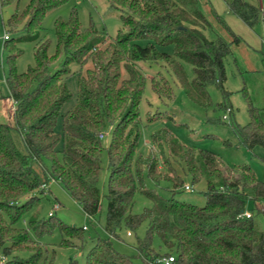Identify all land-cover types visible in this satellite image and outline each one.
Segmentation results:
<instances>
[{
  "label": "trees",
  "instance_id": "obj_1",
  "mask_svg": "<svg viewBox=\"0 0 264 264\" xmlns=\"http://www.w3.org/2000/svg\"><path fill=\"white\" fill-rule=\"evenodd\" d=\"M67 1L31 0L22 13L18 8L20 0H0V6L16 7L7 21V31H23L27 39L34 40L47 14ZM107 1L110 8L122 13L123 30L116 37L96 29L92 23L82 28L74 11L68 21L56 20V52L49 54V39L36 44L35 67L23 73L15 64L16 46L5 40L10 51L6 83L15 103V127L0 123V247L7 255H29L6 264L45 261L46 252L33 235L41 239L56 229L62 235L60 248L85 251L91 245L86 264H134L131 257L115 250L112 240L119 238L123 226L131 233L145 222L146 235L138 238L137 244L138 257L145 264L169 257L174 258L171 264H264V231L256 228L254 214L250 219H238L249 203L264 214V181L251 167L231 165L213 151L188 146L166 127L151 135L153 144L162 151L161 158L137 154L142 138L140 105L147 88V77L138 63H166L190 101L208 108L212 105L210 85L226 94V60L241 38L207 0ZM225 1L230 12L250 27L263 17L261 5L246 0ZM213 21L226 35L210 40L205 32L213 30ZM166 47L173 48L171 54L162 51ZM89 61L93 67L85 74H77V102L63 116L60 134L55 131L58 119L73 97L65 79L72 75V66L83 68ZM182 62L192 66L193 79H188ZM123 70L128 78L123 79ZM151 88L158 97L173 99V89L164 76L153 78ZM218 107L229 109L226 100ZM249 112L250 121L243 126L233 124V131L248 150L264 148V121L252 104ZM208 121L226 122L222 118ZM111 126V140L105 147L100 137ZM13 129L22 135L27 153L16 147ZM62 142L63 150L59 151ZM105 157L108 182L103 192ZM160 162L165 166L162 171ZM34 164L42 168L44 179ZM205 172L209 176L203 193L205 206L165 198L146 185L149 178L169 182L173 191H179L185 176H191L195 184L201 182ZM49 181L61 183L91 221H99L105 199L107 212L102 228L106 236L88 243L87 226H69L55 216L32 220L28 229L18 227L25 215L39 205L38 194ZM138 195L151 205L134 213ZM157 240L159 248L165 247L166 252L155 248ZM68 264L78 263L73 260Z\"/></svg>",
  "mask_w": 264,
  "mask_h": 264
},
{
  "label": "rangeland",
  "instance_id": "obj_2",
  "mask_svg": "<svg viewBox=\"0 0 264 264\" xmlns=\"http://www.w3.org/2000/svg\"><path fill=\"white\" fill-rule=\"evenodd\" d=\"M31 0H20L19 13L28 6ZM212 4L217 13L226 21L228 26L236 35L241 38V43L234 46L233 54L226 60V82L224 90L221 91L216 85H210L208 92L211 97L212 105L208 108L199 106L186 96L184 89L177 79L176 75L168 68L164 62H139L144 75L147 77V88L143 101L140 105L142 138L137 154L156 155L161 158L162 151L157 148L151 135L163 127L170 128L177 138L183 143L197 149L213 151L231 165H246L251 167L258 178L264 181V148L256 147L248 150L240 144L239 139L233 131V124L246 125L250 121V104L258 109L261 119L264 121V14L261 21L254 27L245 24L240 18L232 14L225 0H207ZM247 2L264 7V0H246ZM16 7L11 6L2 8L0 6V123H7L15 127L14 112L15 103L11 100L10 92L6 83L10 71V61L8 56L10 51L7 44L16 46L17 57L15 64L20 73L27 71L28 68L35 67V47L36 44L42 45L48 39L50 40L49 54L56 52L57 38L55 23L57 19L68 21L71 15L76 11L82 28H88L91 23L98 30H105L107 35L116 37L121 30L122 13L120 10L112 9L107 0H68L57 9L50 11L43 21V28L34 35L33 39H27L25 32H8L7 21L15 12ZM213 30L205 32L210 40H214L217 35H226L221 26L213 21ZM9 34L11 40L6 44L5 34ZM145 45V42L141 43ZM172 47L163 48L162 51L172 53ZM64 57L59 61L62 63ZM184 71L189 80L193 79V68L186 62H182ZM92 62L89 61L83 68L77 65L71 67L72 75L65 79L72 99L65 105L61 116L58 119L55 131L63 133V116L75 106L78 98V75L85 74L87 69L92 68ZM164 76L173 89V99L158 97L151 88L153 78ZM128 78L127 71L123 70V79ZM226 100V110L220 109L218 104ZM230 110V112H228ZM227 115V120L223 118ZM226 121L225 124L209 123L208 120ZM112 126L106 128L101 141L107 147L111 140ZM13 140L16 147L22 153H27L23 137L16 129L12 130ZM58 150H63V142L58 146ZM167 150V147H166ZM62 159V154H59ZM107 159L103 162L101 173V189L103 192L107 189L108 173ZM160 171L165 169L162 162L159 163ZM45 165L50 168L51 163L46 160ZM35 169L44 179L42 168L34 164ZM185 184L179 191H173L172 184L161 181L154 182L146 178V185L157 191L165 198L174 197L177 200L189 202L197 206H205L206 198L203 193L207 190L208 174L205 172L200 183H193L191 176H185ZM219 184V181L216 182ZM190 187L187 190L186 187ZM39 205L31 212L25 215L18 227H29L32 220L48 219L55 216V219L69 226L82 227L87 226L86 231L88 243H92L95 237L106 236L102 226L106 221L107 201H102V210L99 215V221H91L86 215L79 203H77L61 183L49 181L43 186ZM151 205L146 198L138 195L134 213H141L145 207ZM248 210L254 214L255 226L258 230L264 231V214L255 210L254 204L249 203ZM148 224L143 223L136 231H130L125 226L119 231V238H113L112 243L115 250L125 256L133 259L134 264H145L138 257L137 244L138 238L143 239L146 235ZM98 232V233H96ZM34 239L41 242L42 249L45 250V261L39 264H68L76 260L78 264H86V257L91 249V245L85 251L79 248H60L59 244L62 235L59 230H55L51 235H46L41 239ZM160 242H155V248L166 252V248H159ZM0 247V259L4 264L8 261L26 258L28 254L13 252L7 255Z\"/></svg>",
  "mask_w": 264,
  "mask_h": 264
},
{
  "label": "built area",
  "instance_id": "obj_3",
  "mask_svg": "<svg viewBox=\"0 0 264 264\" xmlns=\"http://www.w3.org/2000/svg\"><path fill=\"white\" fill-rule=\"evenodd\" d=\"M9 38H10L9 34L6 33L4 35V39L8 40ZM228 112H230V110H228ZM223 118L227 120L228 116L224 115ZM186 189L190 190V187L187 186ZM263 213H264V208H263ZM252 216H253V213L251 211L247 210L244 213L240 214L238 216V219H242V220L243 219H250V218H252ZM84 229H87V227L84 226ZM128 235H131V233H128ZM173 262H174V258L173 257H169V258H162L160 260H157L155 262V264H171ZM0 264H4L3 259H0Z\"/></svg>",
  "mask_w": 264,
  "mask_h": 264
},
{
  "label": "crops",
  "instance_id": "obj_4",
  "mask_svg": "<svg viewBox=\"0 0 264 264\" xmlns=\"http://www.w3.org/2000/svg\"><path fill=\"white\" fill-rule=\"evenodd\" d=\"M11 100H12V99L10 98V102H11ZM12 101H13V100H12Z\"/></svg>",
  "mask_w": 264,
  "mask_h": 264
}]
</instances>
